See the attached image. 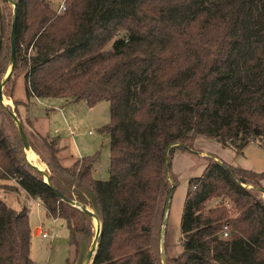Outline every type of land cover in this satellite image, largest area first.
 Instances as JSON below:
<instances>
[{"label": "trees", "instance_id": "16d2710c", "mask_svg": "<svg viewBox=\"0 0 264 264\" xmlns=\"http://www.w3.org/2000/svg\"><path fill=\"white\" fill-rule=\"evenodd\" d=\"M11 1L27 97L111 105L110 123L100 129L110 137L107 181L93 177L98 155L58 167L51 137H40L51 153L54 186L73 199L56 182L68 175L66 182L91 195L99 213L103 234L94 264H161L156 228L174 154L190 151L199 137L239 154L251 143L264 148V0H65L63 13L48 0ZM11 5L0 0V82L11 61ZM12 122L0 103V181L16 180L8 187L61 221L76 252L88 218L27 165L6 129ZM263 179L264 173L210 159L189 182L183 251L171 264H264ZM213 199L218 204L211 206ZM32 236L29 210L0 201V264H35Z\"/></svg>", "mask_w": 264, "mask_h": 264}, {"label": "rangeland", "instance_id": "374dc122", "mask_svg": "<svg viewBox=\"0 0 264 264\" xmlns=\"http://www.w3.org/2000/svg\"><path fill=\"white\" fill-rule=\"evenodd\" d=\"M48 1L51 10L57 12L56 9L62 0ZM11 6L14 8L13 5ZM22 47L23 56H29L31 49L27 50L25 44H22ZM17 66L18 59L16 55L15 71L10 79L11 82L5 85L3 95L5 104L17 114L21 121L31 146L29 155L31 162L53 175L47 164L48 161L51 162L52 160L51 153L40 140V137L48 138L49 136L51 138L48 139V142H51L56 151L58 167L70 168L79 158L98 155V161L94 165L93 177L96 180L107 181L110 177V137L101 133L100 129L110 123V103L101 101L91 107L86 101L30 100L26 94L27 70L25 67ZM10 68L11 61L0 85L9 73ZM12 86L13 97L10 98L9 92ZM15 101L26 106L19 105L17 107ZM12 123H7L6 129L10 130V133L19 141L25 159V151L18 127L14 122ZM89 132L92 133L89 134ZM174 155L170 167L169 182L171 188L173 184L175 188L171 195L166 218L163 220V223H165L164 229L163 223L162 226L157 223V236L155 238V250L161 258V236L163 232L166 264H171V261L181 255L183 251L181 247V219L185 199L189 192V182L191 179L200 177L203 174L210 159L223 161L237 168L252 170L258 174L264 173V148L256 143L249 144L243 153L239 154L231 148L223 147L215 139L199 137L193 142L190 151L185 153L176 152ZM66 178H68V175L57 176V184L62 188H67L68 190L65 191H69L72 195L75 194L73 199H82L89 209L99 215L90 197L91 195L87 196L84 190L70 186L71 184L66 182ZM261 184L263 188L261 197L264 199V179ZM8 186H17L16 180L0 181V201L15 210L24 208L29 210L30 225L33 232L31 258L34 263L66 264L68 259L73 258V264H82L95 237L96 226L94 222L89 219L85 222L84 231L79 237L77 253H71L69 233L61 221L46 218L45 210L38 200L28 197L22 189L15 191ZM215 204H218L216 199L211 200L209 203L211 206ZM226 206L231 210V216H236L233 205L227 202ZM40 226L44 233L54 234L52 241L43 239L37 234L36 228ZM161 264H163L162 260Z\"/></svg>", "mask_w": 264, "mask_h": 264}, {"label": "water", "instance_id": "95a60500", "mask_svg": "<svg viewBox=\"0 0 264 264\" xmlns=\"http://www.w3.org/2000/svg\"><path fill=\"white\" fill-rule=\"evenodd\" d=\"M3 1H7L13 5V7H14V18H13L12 30H11V68H10V71L7 74L6 78L3 80L2 84L0 85V103L6 109V112L12 118V120L16 124V126L18 127L19 135H20V138H21V141L23 144V148L25 151V162L27 163V165L31 169L37 171L42 176L45 184L47 186H49V188L58 196V198L62 202H64L65 204H67L73 208L78 209L89 220L94 222V224L96 226L95 237H94V240L92 242V245L88 249V251L85 255V258L82 262V264H94L95 258H96V255H97V252L99 249L100 241L102 238V234H103V224H102V221L100 219V216L95 214L91 209H89V207L86 204L81 203L76 199H71V198L67 197L63 192H61L58 188H56L54 186V184L52 183V180H51V174L48 171L39 168L37 165H35L31 162V160L29 158L31 146H30V143L28 142V139H27V136L24 132L21 121H20L19 117L17 116V114L13 110H11L9 108V106H7L5 104L3 89H4L5 85L7 84V82L11 79V77L15 71V67H16V31H17L18 15H17V3H15L14 1H11V0H3ZM167 160H168V157H167ZM166 173H167V176H169L168 163H166ZM174 188H175V185L173 184L172 188L170 189L168 196H167L164 219L166 218V213H167V210L169 207V202H170L171 195H172ZM164 224L165 223H163V229H164ZM161 260H162L163 264H166L165 253H164V234H163V232H162V236H161Z\"/></svg>", "mask_w": 264, "mask_h": 264}, {"label": "built area", "instance_id": "2783aa9c", "mask_svg": "<svg viewBox=\"0 0 264 264\" xmlns=\"http://www.w3.org/2000/svg\"><path fill=\"white\" fill-rule=\"evenodd\" d=\"M57 13H63L66 11V3L65 0H62V2H60V4L57 7ZM55 10V11H56ZM92 132H89V134H91ZM36 232L38 235H40L43 239H49L52 241V239L54 238V234H49V233H44L42 227H37L36 228ZM225 237H227V234H225Z\"/></svg>", "mask_w": 264, "mask_h": 264}, {"label": "crops", "instance_id": "0c3cea01", "mask_svg": "<svg viewBox=\"0 0 264 264\" xmlns=\"http://www.w3.org/2000/svg\"><path fill=\"white\" fill-rule=\"evenodd\" d=\"M61 139V138H60ZM46 213V212H45Z\"/></svg>", "mask_w": 264, "mask_h": 264}]
</instances>
